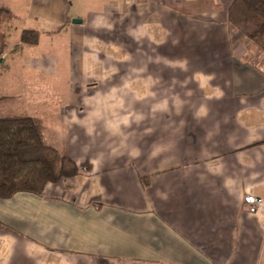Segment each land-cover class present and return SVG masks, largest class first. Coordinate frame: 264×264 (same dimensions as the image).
Instances as JSON below:
<instances>
[{
	"label": "crops",
	"instance_id": "obj_1",
	"mask_svg": "<svg viewBox=\"0 0 264 264\" xmlns=\"http://www.w3.org/2000/svg\"><path fill=\"white\" fill-rule=\"evenodd\" d=\"M234 1L0 0V118L80 168L0 198V264H264V51Z\"/></svg>",
	"mask_w": 264,
	"mask_h": 264
},
{
	"label": "trees",
	"instance_id": "obj_2",
	"mask_svg": "<svg viewBox=\"0 0 264 264\" xmlns=\"http://www.w3.org/2000/svg\"><path fill=\"white\" fill-rule=\"evenodd\" d=\"M10 11L0 8V27ZM233 26L264 51V0H235L229 13ZM40 33L23 32L24 44L38 43ZM5 44L0 43V58ZM79 166L50 146L35 118H0V198L26 192L41 195L46 187L76 177Z\"/></svg>",
	"mask_w": 264,
	"mask_h": 264
},
{
	"label": "built area",
	"instance_id": "obj_3",
	"mask_svg": "<svg viewBox=\"0 0 264 264\" xmlns=\"http://www.w3.org/2000/svg\"><path fill=\"white\" fill-rule=\"evenodd\" d=\"M244 204L247 210H250L251 212H255L263 205V201L261 198H258L256 196L247 195L244 198Z\"/></svg>",
	"mask_w": 264,
	"mask_h": 264
},
{
	"label": "water",
	"instance_id": "obj_4",
	"mask_svg": "<svg viewBox=\"0 0 264 264\" xmlns=\"http://www.w3.org/2000/svg\"><path fill=\"white\" fill-rule=\"evenodd\" d=\"M74 21H76V20H74ZM76 22H78V23H81V21H80V20H77Z\"/></svg>",
	"mask_w": 264,
	"mask_h": 264
}]
</instances>
